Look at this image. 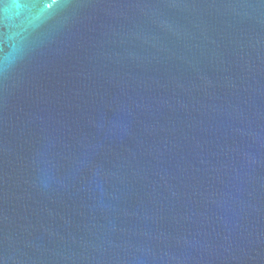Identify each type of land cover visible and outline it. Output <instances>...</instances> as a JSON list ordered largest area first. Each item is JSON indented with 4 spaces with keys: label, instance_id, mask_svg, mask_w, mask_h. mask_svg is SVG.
I'll use <instances>...</instances> for the list:
<instances>
[{
    "label": "water",
    "instance_id": "1",
    "mask_svg": "<svg viewBox=\"0 0 264 264\" xmlns=\"http://www.w3.org/2000/svg\"><path fill=\"white\" fill-rule=\"evenodd\" d=\"M0 264H264V0H0Z\"/></svg>",
    "mask_w": 264,
    "mask_h": 264
}]
</instances>
